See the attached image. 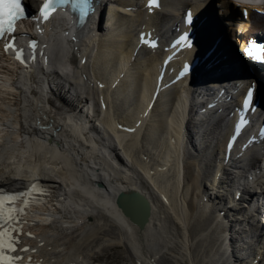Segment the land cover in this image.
<instances>
[{
    "label": "bare ground",
    "instance_id": "obj_1",
    "mask_svg": "<svg viewBox=\"0 0 264 264\" xmlns=\"http://www.w3.org/2000/svg\"><path fill=\"white\" fill-rule=\"evenodd\" d=\"M105 2L110 24L102 34L92 26L81 38L79 49L85 65L75 62V49L64 41L66 19L46 40L50 72L35 64L30 76L18 75L10 60H0V77L4 76L0 80V182L11 184L12 175L22 172L24 181L42 178L48 180L45 184L62 182L65 187L60 191L55 188L51 195L45 191L26 197L24 193L26 198L15 203L14 215L19 220L9 226L20 229L12 234L19 243L10 255L23 256L17 264H116L108 262V252L122 247L123 254L117 255L123 257V264H248V260L251 264L258 252L261 258L260 243H264L263 212L254 203L253 189L244 202L227 211L223 204L237 180L230 175L220 180L215 207L226 211L223 221L197 198L211 180L214 166L203 153L210 146L223 152L227 140L221 146V131L232 122L227 115L222 118L220 132L213 124L220 109L194 127L190 89L182 83L176 92L157 99L147 125L135 139L122 137L115 121L120 115L125 124L135 122V113L149 105L154 93L158 59L132 55L137 29L144 25L158 28L160 19L170 21L181 8L202 11L205 24L201 28L205 29L199 42L206 50L217 45L216 61L221 59L213 71L232 69L229 72L234 78H217L213 83L205 79L206 88L219 89L230 83L233 88L243 83L245 77L233 70L238 73L242 66L251 70V81L264 88V60L251 58L252 44L259 55L264 53V0H165L167 10L154 19L142 9L126 12L141 0H101L103 8ZM8 75H14V80L8 81ZM98 79L115 87L111 98L104 93L107 111L99 109ZM7 81L14 82L16 90H11ZM190 124L195 133L185 136L180 125ZM210 128L213 132L207 131ZM87 133L100 135L108 150L91 145ZM144 173L148 180L142 177ZM260 186L263 196L264 176ZM133 188L155 203L148 207L136 194L120 196ZM119 202L126 204L125 210L132 208L135 215L129 209L126 215ZM18 245L31 248L25 252Z\"/></svg>",
    "mask_w": 264,
    "mask_h": 264
},
{
    "label": "snow or ice",
    "instance_id": "obj_2",
    "mask_svg": "<svg viewBox=\"0 0 264 264\" xmlns=\"http://www.w3.org/2000/svg\"><path fill=\"white\" fill-rule=\"evenodd\" d=\"M87 3V0H85ZM158 6L157 0H149V8L151 9L153 6ZM52 7V2L49 0L48 3L44 5V18L47 20L48 9ZM23 13V9L21 8L20 0H0V39L4 38L5 33H10L14 31L15 21L20 19ZM186 40V38H185ZM35 48V44L31 45ZM153 47L156 45L153 44ZM9 47H14V42H9L5 44V51L9 49ZM16 58L20 60L21 63H25L23 58V49L17 51ZM28 195V194H26ZM21 197L13 195L7 197L6 200L15 202ZM27 203L25 207H27ZM2 207V206H0ZM16 209L9 208L7 210H0V264H17V261L23 259L22 257H12L10 255L4 254L5 252L14 253L17 251L16 244L19 243L18 237H14L13 233H19L20 229L16 227H7L12 222H18L19 217H16L14 214L16 213ZM23 212V209H21ZM31 236V233L28 234ZM22 251H28L27 248L21 249ZM31 264V261H29Z\"/></svg>",
    "mask_w": 264,
    "mask_h": 264
},
{
    "label": "rangeland",
    "instance_id": "obj_3",
    "mask_svg": "<svg viewBox=\"0 0 264 264\" xmlns=\"http://www.w3.org/2000/svg\"><path fill=\"white\" fill-rule=\"evenodd\" d=\"M121 248L122 247H116V248H113L112 250H110L108 252L107 259H108L109 263L113 262V263H116V264H123V261H124V259H122L123 257L122 256L118 257V255H117V254H119L118 252L122 253V249ZM114 261H116V262H114ZM120 261H122V262L120 263Z\"/></svg>",
    "mask_w": 264,
    "mask_h": 264
},
{
    "label": "water",
    "instance_id": "obj_4",
    "mask_svg": "<svg viewBox=\"0 0 264 264\" xmlns=\"http://www.w3.org/2000/svg\"><path fill=\"white\" fill-rule=\"evenodd\" d=\"M122 201H123V200H122ZM127 206H130V205H127ZM127 209H129V212H130L132 215H135L136 212H135L133 209H131L130 207H127L126 210H127ZM126 215H128V214H126ZM135 222H136V221H135ZM137 223H138V221H137Z\"/></svg>",
    "mask_w": 264,
    "mask_h": 264
}]
</instances>
